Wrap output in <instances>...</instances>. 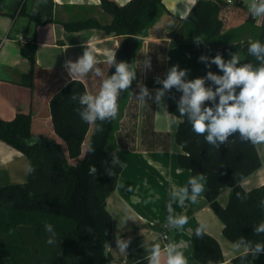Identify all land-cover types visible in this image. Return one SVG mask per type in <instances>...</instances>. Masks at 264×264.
<instances>
[{
  "label": "trees",
  "instance_id": "trees-1",
  "mask_svg": "<svg viewBox=\"0 0 264 264\" xmlns=\"http://www.w3.org/2000/svg\"><path fill=\"white\" fill-rule=\"evenodd\" d=\"M24 2L20 14L28 15L37 25L42 24L36 15L26 12ZM101 6L112 16L108 25L89 19L64 26L71 31L99 28L123 37L108 79L120 63H125L135 74L146 37L155 40L148 43V74L164 75L167 40L215 38L226 29L227 16L231 13L245 23L255 22L250 8L228 5L223 0H198L186 19L168 11L163 0H130L122 6L113 0H101ZM256 41L264 45V18L259 35L240 52L237 67L251 64L256 69L264 65V61L248 52L250 44ZM20 46L22 55L31 63L30 72L23 75V84L33 87L37 44ZM134 81L135 78L128 89L119 93L117 118L95 120L90 136L91 123L81 116L87 106L80 103V97L89 93L85 83L78 79L65 83L50 100L51 121L60 142L46 135H35L31 129L32 114H18L11 121L0 118V140L23 152L30 165L26 182L0 186V264H119L108 252L112 218L106 200L115 190L123 168L109 145L116 138L121 147L135 149L138 105L132 96ZM205 87L215 92L219 85L205 83ZM166 91L171 113L181 119L176 142L183 152L178 162L194 175L205 177V195L224 225V236L253 249L257 243L264 244V232H256L264 224V185L250 192L240 187L243 179L262 166L256 145L243 139L238 130L225 142L209 143L205 138L207 133L196 134L188 116L180 115L183 91L176 87ZM239 91L237 87V95ZM218 104L217 95L214 101H205L202 110L215 109ZM223 188L232 189L226 207L218 201ZM196 228L192 244L199 264L221 262L223 255L217 242L206 233L197 238ZM234 262L264 264V251L256 257L249 251Z\"/></svg>",
  "mask_w": 264,
  "mask_h": 264
},
{
  "label": "crops",
  "instance_id": "crops-1",
  "mask_svg": "<svg viewBox=\"0 0 264 264\" xmlns=\"http://www.w3.org/2000/svg\"><path fill=\"white\" fill-rule=\"evenodd\" d=\"M113 1L122 6L130 0ZM24 3L26 12L36 15L42 24L37 25L28 15L20 14L22 0H0V118L11 121L18 114H32V132L60 142L51 121L52 96L72 79L83 81L89 95L97 96L108 79L113 64L110 61L115 58L123 37L107 34L99 28L77 31L65 28L64 24L89 19H96L103 26L111 23L112 16L104 12L101 0H25ZM163 3L168 11L186 19L182 16L186 0H163ZM263 18L255 17L254 23H245L231 13L227 16L226 29L215 38H204L200 42L167 40L166 72L161 76L167 78L171 68L177 67L178 71L186 72L183 79L187 82L203 78L205 83H213L207 79L209 71L218 76L224 74L212 62L214 57L220 55L226 63L233 55L239 57L243 47L259 35ZM19 36L30 37L37 44L33 87L23 84V75L30 72L31 63L21 53ZM149 41L155 40L144 38L142 60L135 67V91L132 92L133 101L138 105L135 149L121 147L116 138L109 145L123 169L115 190L106 200L112 218L108 252L119 264H149L151 249L158 244L161 264H166L167 246L179 244L187 264H199L194 256L192 233L203 223L204 232L221 249L223 260L218 264H235V259L245 255L247 246L239 244L237 247V243L224 236V225L205 195V177L194 175L178 162L183 152L176 142L181 119L171 113L166 89L154 87L150 82L154 75L148 74ZM86 50L95 57L93 69L86 75L72 74L67 62H77ZM144 88L148 94L141 100ZM158 92H163L159 101ZM121 118L122 114L117 130ZM93 127L92 122L89 136ZM256 147L262 166L241 181L240 187L246 192L264 185V144ZM29 170L28 157L0 140V186L26 182ZM192 178L204 186L195 201L189 184ZM184 188L188 189L187 194L182 191ZM231 193V188L220 191L218 201L223 207L229 204ZM180 215H186L188 223L182 228L172 226L169 218L176 219ZM164 235H168V239H164ZM118 240L127 242L123 253L118 248Z\"/></svg>",
  "mask_w": 264,
  "mask_h": 264
},
{
  "label": "clouds",
  "instance_id": "clouds-1",
  "mask_svg": "<svg viewBox=\"0 0 264 264\" xmlns=\"http://www.w3.org/2000/svg\"><path fill=\"white\" fill-rule=\"evenodd\" d=\"M196 4L197 0H186L182 13L183 18H187ZM249 10L254 17L264 15V0H260L259 4L253 3ZM194 39L196 42L201 41L200 37ZM248 52L257 59L264 61V45L259 41L252 42L248 47ZM113 61L114 56L110 62ZM238 61L239 57L236 55H233L227 63L220 55L214 57L212 62L224 73L223 76L215 75L211 71L207 74L208 80L219 85L215 92L211 88L205 87L203 78L185 82L182 78L186 72L178 71L177 67H172L167 79L163 81L165 89L176 87L183 91L184 95L178 108L180 115H187L192 125V131L198 135L207 133L206 140L214 145L217 140L220 142L227 141L229 135L237 130L243 139L251 141L253 145L264 144V65L256 69H253L251 64L237 67ZM95 63L96 60L92 52L86 50L77 62L69 61L67 66L72 74L86 75L93 69ZM96 71L99 74V69ZM134 78V72H130L125 63L118 64L116 73L103 82L101 91L97 96L86 93L80 97V103L87 106L81 112L83 119L88 123L97 119L102 121L116 119L119 113L117 102L119 93L121 90L128 89ZM237 87H240L238 95L236 94ZM147 94V89H142L140 99L142 100ZM162 95L163 92H158L157 101ZM217 95L219 96V104L216 105L215 109L204 107L202 110L204 102L207 100L214 101ZM92 171L94 172L95 168H92ZM189 184H191L192 199L195 201L196 197L203 192L204 186L202 183H198L195 178L190 179ZM182 191L187 194L188 189L184 188ZM237 196L239 197V193ZM169 220L172 226L178 228H182L188 223L186 215H180L176 219L170 217ZM205 227L206 225L201 223L196 228L195 236L197 238H202L205 234ZM256 232H264V224L259 225ZM117 244L123 253L127 248V242L118 240ZM236 246L239 247V244ZM179 249V244L167 246L166 264H187L183 251ZM249 251L256 257L258 253L264 251V244L257 243L254 249L245 247V254ZM161 255L160 245H154L151 249L149 264H161Z\"/></svg>",
  "mask_w": 264,
  "mask_h": 264
},
{
  "label": "built area",
  "instance_id": "built-area-1",
  "mask_svg": "<svg viewBox=\"0 0 264 264\" xmlns=\"http://www.w3.org/2000/svg\"><path fill=\"white\" fill-rule=\"evenodd\" d=\"M223 1L228 5L240 4V5H242L244 7H248V8H250V6L253 3L259 4V2H260V0H223ZM261 16H264V15H261ZM17 41L22 45V44L32 43L33 39L30 37H26V36H19L17 38ZM166 79L167 78H165L161 75H154L151 78V82H152V85L154 87H163V81ZM183 80L185 82H187L185 79H183ZM163 237H164V239H168V235H164Z\"/></svg>",
  "mask_w": 264,
  "mask_h": 264
},
{
  "label": "rangeland",
  "instance_id": "rangeland-1",
  "mask_svg": "<svg viewBox=\"0 0 264 264\" xmlns=\"http://www.w3.org/2000/svg\"><path fill=\"white\" fill-rule=\"evenodd\" d=\"M260 18H261V16H258V19H260ZM11 36H14V35L12 34Z\"/></svg>",
  "mask_w": 264,
  "mask_h": 264
}]
</instances>
